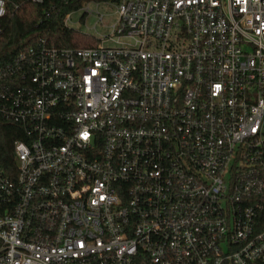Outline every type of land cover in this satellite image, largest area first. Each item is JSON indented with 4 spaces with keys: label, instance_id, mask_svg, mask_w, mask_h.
<instances>
[{
    "label": "built area",
    "instance_id": "obj_1",
    "mask_svg": "<svg viewBox=\"0 0 264 264\" xmlns=\"http://www.w3.org/2000/svg\"><path fill=\"white\" fill-rule=\"evenodd\" d=\"M103 6L95 47L31 49L0 92L28 137L0 264H264V0H92L65 27Z\"/></svg>",
    "mask_w": 264,
    "mask_h": 264
},
{
    "label": "trees",
    "instance_id": "obj_2",
    "mask_svg": "<svg viewBox=\"0 0 264 264\" xmlns=\"http://www.w3.org/2000/svg\"><path fill=\"white\" fill-rule=\"evenodd\" d=\"M92 0H10L8 14L1 22L0 33V92L17 89L21 75L29 65V51L41 45L60 49H83L95 47L98 42L89 35L64 25V17L77 10L84 2ZM25 56V57H24ZM16 83V84H15ZM1 95V94H0ZM0 97V165L7 171L16 170L14 143L28 140L23 125L8 120L3 115Z\"/></svg>",
    "mask_w": 264,
    "mask_h": 264
},
{
    "label": "rangeland",
    "instance_id": "obj_3",
    "mask_svg": "<svg viewBox=\"0 0 264 264\" xmlns=\"http://www.w3.org/2000/svg\"><path fill=\"white\" fill-rule=\"evenodd\" d=\"M93 10L96 9L93 7ZM99 10L105 15L103 24H99L95 17L88 18L85 23L80 22L81 15L76 13L72 16L73 23L71 24V27L83 34L90 35L91 37L109 35L112 25L117 21V16H115L114 10L107 6H103ZM121 41L125 42L123 39H121ZM106 45L113 46L114 44L108 42Z\"/></svg>",
    "mask_w": 264,
    "mask_h": 264
}]
</instances>
